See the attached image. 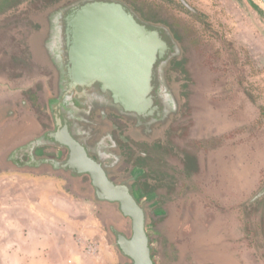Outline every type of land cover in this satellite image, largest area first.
Here are the masks:
<instances>
[{
  "label": "rangeland",
  "instance_id": "obj_1",
  "mask_svg": "<svg viewBox=\"0 0 264 264\" xmlns=\"http://www.w3.org/2000/svg\"><path fill=\"white\" fill-rule=\"evenodd\" d=\"M81 2L0 0V183L31 199L0 189V264L132 263L118 244L131 219L50 138L61 116L117 184L138 189L155 264H264L262 0L114 1L172 43L148 120L72 86L65 34Z\"/></svg>",
  "mask_w": 264,
  "mask_h": 264
},
{
  "label": "water",
  "instance_id": "obj_2",
  "mask_svg": "<svg viewBox=\"0 0 264 264\" xmlns=\"http://www.w3.org/2000/svg\"><path fill=\"white\" fill-rule=\"evenodd\" d=\"M65 35L73 87H98L143 120L160 113L157 68L172 48L164 32L139 21L122 3L99 0L85 3L69 15ZM80 95L86 97L85 91ZM50 138L68 149L65 167L88 175L98 199L118 204L131 219L132 235L118 236L119 248L131 264H155L146 213L131 189L109 178L104 164L75 139L69 123H61Z\"/></svg>",
  "mask_w": 264,
  "mask_h": 264
},
{
  "label": "crops",
  "instance_id": "obj_3",
  "mask_svg": "<svg viewBox=\"0 0 264 264\" xmlns=\"http://www.w3.org/2000/svg\"><path fill=\"white\" fill-rule=\"evenodd\" d=\"M7 185V187H3V185ZM3 187V188H2ZM16 186H11L10 184H6V183H0V189H2L3 190V192H11L13 189H14V191L11 193V196L12 197H14V199H13V201H15L16 200V197H21V198H23L22 199V203H23V206L24 207H27V206H29V204L31 203V199H27V198H24V197H26V192L23 190L24 189V186H17L16 188H15ZM15 192H17V193H15ZM22 192V193H21ZM10 196V197H11ZM63 196V195H62ZM57 197V196H56ZM63 198V197H62ZM52 200V203H54L53 201H54V199H50L49 201H51ZM0 202H1V200H0ZM48 202H47V200H46V198L44 199V200H42V199H40V202H39V206L40 207H45L46 206V204H47ZM31 221L29 222V225H31ZM13 224H14V221H13V219H11L10 220V222H9V225H11L10 226V228H15V225L13 226ZM28 224V223H27ZM25 229H30V228H28V225H26L25 224ZM23 237H24V242H23V247H26V246H28L29 248H31V246H30V243H28V236L25 234V235H23ZM13 248L15 247L16 248V244L15 245H13L12 246ZM17 249H20V246H17ZM12 250L11 249V251H8L7 253L8 254H12V253H14V254H19V253H23V254H27V253H29V251L27 250H23V251H20V250Z\"/></svg>",
  "mask_w": 264,
  "mask_h": 264
},
{
  "label": "flooded vegetation",
  "instance_id": "obj_4",
  "mask_svg": "<svg viewBox=\"0 0 264 264\" xmlns=\"http://www.w3.org/2000/svg\"><path fill=\"white\" fill-rule=\"evenodd\" d=\"M68 69H69V65H68ZM69 71V74L67 73V75H68V77H69V79L71 78V74H70V70H68ZM71 81V80H70ZM99 93V91L96 89H89V91H88V95H89V100H90V96H92L94 93ZM61 117H63V116H61ZM64 118V117H63ZM61 123L63 124V125H65L66 123H69L70 125H71V123L70 122H68L66 119H63L62 121H60V119L58 118L57 120H56V127H55V130H54V132H52V133H55V132H57L60 128H61ZM72 133H73V136L74 137H76V134H75V130H74V128H72ZM76 139V138H75ZM83 144V143H82ZM67 149V148H66ZM67 151H68V149H67ZM88 151H89V154H90V156L91 157H93L96 161H98L99 159H98V157H95V156H93L92 155V153H91V151H90V148H88ZM68 154H69V151H68ZM100 161V160H99ZM106 170V169H105ZM106 172H107V174H108V176H109V178L112 180V181H114V179L112 178V177H110V175H109V171L108 170H106ZM115 182V181H114ZM116 183V182H115ZM142 185H143V183H141ZM122 185H125V184H122ZM142 187V186H141ZM131 189V192L133 193V195L135 196V197H137V199H138V196H137V194H138V189H135L134 187H131L130 188Z\"/></svg>",
  "mask_w": 264,
  "mask_h": 264
},
{
  "label": "trees",
  "instance_id": "obj_5",
  "mask_svg": "<svg viewBox=\"0 0 264 264\" xmlns=\"http://www.w3.org/2000/svg\"><path fill=\"white\" fill-rule=\"evenodd\" d=\"M10 0H5V2H9ZM54 1V0H53ZM93 1H99V0H87V2H85V3H88V2H93ZM106 1V0H105ZM108 1H112V0H108ZM113 1H116V0H113ZM118 1H120V2H126V0H118ZM52 2V1H51ZM85 3H80V4H78V5H83V4H85ZM147 21V20H146ZM162 23V22H161ZM164 23V22H163ZM250 95V94H249ZM261 115H264V108H261ZM148 160H152V157L150 156V155H147V156H143V157H139V158H137V162H136V165H138V166H140V167H143V166H146V163H147V161ZM151 185H150V183H149V181H145L144 183H143V186H142V188H143V190H144V193H150V192H153V191H156V187L154 186L153 188H150L149 189V187H150Z\"/></svg>",
  "mask_w": 264,
  "mask_h": 264
}]
</instances>
